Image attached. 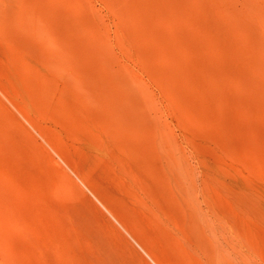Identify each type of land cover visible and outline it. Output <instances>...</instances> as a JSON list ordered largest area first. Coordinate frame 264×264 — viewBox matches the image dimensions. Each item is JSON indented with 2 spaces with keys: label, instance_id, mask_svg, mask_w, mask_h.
I'll return each mask as SVG.
<instances>
[{
  "label": "rangeland",
  "instance_id": "rangeland-1",
  "mask_svg": "<svg viewBox=\"0 0 264 264\" xmlns=\"http://www.w3.org/2000/svg\"><path fill=\"white\" fill-rule=\"evenodd\" d=\"M0 264H264V0H0Z\"/></svg>",
  "mask_w": 264,
  "mask_h": 264
}]
</instances>
